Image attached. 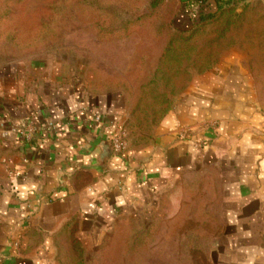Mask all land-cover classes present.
Segmentation results:
<instances>
[{"label": "crops", "instance_id": "0c3cea01", "mask_svg": "<svg viewBox=\"0 0 264 264\" xmlns=\"http://www.w3.org/2000/svg\"><path fill=\"white\" fill-rule=\"evenodd\" d=\"M27 119L31 145L2 139ZM121 126L119 98L94 95L62 67L0 70V264H43L73 218L82 234L100 232L197 169L222 187L215 264H264V113L238 63L196 78L153 146L114 153Z\"/></svg>", "mask_w": 264, "mask_h": 264}, {"label": "rangeland", "instance_id": "374dc122", "mask_svg": "<svg viewBox=\"0 0 264 264\" xmlns=\"http://www.w3.org/2000/svg\"><path fill=\"white\" fill-rule=\"evenodd\" d=\"M178 9V0H0V70L62 67L94 95L119 98L123 153L153 146L193 81L224 62L239 64L264 113V0H223L191 32ZM222 201L215 171L182 172L100 232L82 234L73 218L43 264H215Z\"/></svg>", "mask_w": 264, "mask_h": 264}, {"label": "trees", "instance_id": "16d2710c", "mask_svg": "<svg viewBox=\"0 0 264 264\" xmlns=\"http://www.w3.org/2000/svg\"><path fill=\"white\" fill-rule=\"evenodd\" d=\"M222 1L223 0H178L179 9L175 15V18H177L183 11L190 14V16H192L193 18V24L189 30H186L184 32L194 31L200 28L202 25L212 21V19H214L218 15L222 6ZM209 3L215 4V7L217 8L216 13L205 12L204 10H202Z\"/></svg>", "mask_w": 264, "mask_h": 264}, {"label": "built area", "instance_id": "2783aa9c", "mask_svg": "<svg viewBox=\"0 0 264 264\" xmlns=\"http://www.w3.org/2000/svg\"><path fill=\"white\" fill-rule=\"evenodd\" d=\"M11 135H15L17 139L22 143V145H31L36 136L37 129L31 119L25 120L21 125L17 127H12L10 130H5L1 137L2 139H7ZM112 150L116 154H121L125 150V143L122 141L121 136L116 137L112 143ZM24 162L27 163V159H24ZM10 172V171H9ZM11 175L18 177L19 175L15 172H10Z\"/></svg>", "mask_w": 264, "mask_h": 264}, {"label": "water", "instance_id": "95a60500", "mask_svg": "<svg viewBox=\"0 0 264 264\" xmlns=\"http://www.w3.org/2000/svg\"><path fill=\"white\" fill-rule=\"evenodd\" d=\"M106 151H107V153H111L112 150L110 147H107Z\"/></svg>", "mask_w": 264, "mask_h": 264}]
</instances>
